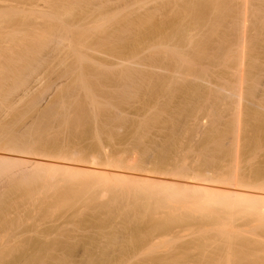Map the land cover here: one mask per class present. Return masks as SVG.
Instances as JSON below:
<instances>
[{
  "label": "bare ground",
  "instance_id": "bare-ground-1",
  "mask_svg": "<svg viewBox=\"0 0 264 264\" xmlns=\"http://www.w3.org/2000/svg\"><path fill=\"white\" fill-rule=\"evenodd\" d=\"M8 2L10 3V0ZM33 2V0H18L14 6L11 2L12 7L9 6L8 9L7 7L3 9L2 6V9H0L2 10L0 13V182L4 183L6 182L5 180H7L12 183L14 182V185L19 182L16 184L18 186L22 183L21 186L30 189L28 190L29 194L26 193L29 197L32 195L33 187L36 186L35 184H39V188L36 187V190L34 187V190L38 192L40 188L43 189L44 187V191L42 190L43 192L40 193V189V192H38L39 194H37V192L35 193L34 190L33 192L37 194V196L42 195L44 192V194L47 195V197H43V201L39 202V204L44 203L45 197L48 200V197L51 196L49 194H53L54 192L57 193L58 191L60 192H58V194L61 196H56L54 193L55 195L53 194V196H51L54 198V201H57L55 200V197H61L63 199L66 194V202L70 197H72L70 198L71 200L74 198L73 201L69 200V202L71 201L70 203L78 201L74 202V204L72 203L74 206L75 204H82V201L85 202L86 200L90 203L92 197V200H94V198L96 200L98 193L102 195L101 197H103V195L104 197L109 195V201H107L108 199H105L108 203H103V206H101L102 203L100 200L102 198L98 197L101 204H98L99 200L96 201L99 205L98 208L101 210L96 208V210L99 211H97L98 214H95L94 216L96 218L107 216L108 220L110 218V222L115 220L114 217H116V214H114L115 216L113 215V217L111 214L118 211L117 208V210L112 208L118 203H116V200L118 199H120V201H122L121 199H128L129 204H127L129 207L131 206L130 208L128 207L129 209L127 210L120 209L122 210L120 212L122 215L125 213L123 217L122 215L120 216L122 217V222L124 221L123 218L128 220L130 218V220L133 221L136 219L134 216H138L137 222L139 221L141 223V220H143L142 215L144 214V220L145 218H149L153 221L156 216L154 221H156L157 224L154 221L152 222L149 220L150 223L156 224V226L155 224L150 225L154 228L150 229V226H147L149 229L147 227L146 229L145 227H143V229L140 228L141 230H148V232L151 231L149 234L147 231H143V233L146 232L147 234V236L144 234L145 238L142 237L143 235L141 234L138 235V231V233L135 234L136 237L134 235L132 238L133 235H131V242L127 241L129 240L127 237L124 239L128 243H131L129 244L131 246H127V244L123 245L127 242L122 239H120V241H124L123 243L121 242L122 245L120 244V241H118L119 238H121L122 232L121 235H116L119 238H113L115 241H111L113 239H109L106 236L110 240H108L109 243H111L110 245H115V242L116 244L119 243L118 246L115 245L118 252L115 250L114 246H111L110 248L113 249L114 247V250L124 259L126 256H124V254L129 253V250H132V248H143L140 246L141 244L143 246L146 244L145 241L148 242L149 240H153L148 238L150 234H153V231L158 234V236L163 232V234L168 232L169 235L172 231V227H176L178 224L180 225V223L176 224V221L179 220L178 222L182 223L183 221L188 222V220H192V223L194 222L193 224H195V221L199 220V224H192V227L195 226V229H197L196 226L198 227L202 225L203 229L201 227L198 229L200 230L201 228L200 233L198 230H195L194 228L192 229L191 227L188 228L189 231L186 228V232L195 230L194 232L203 235V233L209 229V231L212 230L213 232V234H209L213 235L211 236L213 238L215 234L214 230H216L217 232H215L217 234H215V238L219 241H216L214 238L210 239V236L205 239V235L203 237L205 239L204 242L201 240L202 238L197 239L196 241V235L194 240L198 242L196 245H199L196 249L200 251L199 247L204 245H201L202 242L207 246V243L211 241V243L208 244L212 245V243L215 242L214 245H216V249L219 248V253L214 248V245H212L213 247L210 245L213 253H211L212 251H209L210 247H207V249L209 248V254H211L209 255L207 252L205 254L204 250H206V246H203V248H201L202 250L204 249L203 251H197L199 254L202 252L201 257L206 258L207 255H209V259L206 258L207 260L204 259L206 260L204 261L202 258L194 255L191 259V261L194 262L193 264H199L200 262H205V264H233L234 262V264H240V262H242V264H244V262L245 264H264V259L259 258L258 256L259 260H257L258 258L256 255L254 256H256L257 259L255 257L253 258V255L251 256L252 258H249L248 252H245L248 255L246 257V254L244 255V251L246 250L243 249V252H241L242 248L240 249V246L244 248L246 245V249L250 248L247 249V251L250 250V254H254L255 251L253 252V248H256L255 245L257 244L256 249H260V251L257 253L255 252V254H264V165L258 166V164L256 166V164H254L255 167L252 166L253 168L250 169L249 174L244 175V172L242 173V170H240L241 162H239L238 159L239 142L241 141L240 137L242 136L241 132L244 128H249L248 126L252 123L247 121L246 124L249 125H246V127L242 123L244 104L249 102L258 107L260 104L264 105V62H262L264 61V0H43V2L49 4L48 6L50 9L48 10H44L46 5L43 10L37 9L39 7L35 8L38 6L36 4L33 8ZM19 3L25 7L26 4H30L33 9H28V11L21 5L20 7L22 8H20ZM36 3L39 4L38 2ZM70 4H74L73 6L76 5L74 8L78 7L79 10L77 9L78 11H74V8L70 6ZM43 5H41V7ZM28 6L29 5H27V7ZM130 6H133V10L130 12L128 11L130 17L125 16L118 18L120 12H123L126 7L130 10ZM40 20H43L44 22L42 21L43 23L41 24ZM151 45H153V47L150 48ZM252 51L254 52V55L252 54ZM93 53H97V55L99 54L98 56L102 55V58H107V60H105L107 63L103 60L101 62L99 57H97V59L99 58L100 61L91 62L90 55ZM88 59L91 64L87 62ZM249 59L251 60L248 61ZM258 59H262L261 63L257 62ZM97 62L100 63V65L97 64ZM140 65L147 70H142L143 68L142 66L140 67ZM148 69H151L154 72L156 71V75H152L153 72L150 73ZM47 75H51L49 76V80H47V86L44 87L43 90L41 89L40 91L39 89V91H37L38 88L34 87L39 85L40 82H45L44 80L42 81V79ZM53 75L54 79L52 78ZM150 80L156 81L155 84L157 88L155 90L157 93L154 91L155 94H162V96L164 95L167 99L160 103L157 97L158 102L155 100L156 106L158 103L160 104H158L157 107H154V111L150 110V113L151 111H153V113L150 114L147 112L148 114H146L144 113L146 111H144L145 108L142 110V104L144 107L145 103L151 102L150 100L147 102V100L145 101L143 98H140L141 94L139 95L138 93L141 92L144 85H149V83H151ZM153 83L151 86H153ZM107 85H109L110 89ZM145 87L146 88L142 89V92L144 89H149L147 86ZM151 90L149 91L152 92ZM177 93H179L180 99H178L179 97ZM155 94L151 93L149 95L154 97ZM176 95L177 97H175ZM176 98L179 101L178 103L177 100H175ZM141 99L143 100L142 103ZM135 100H139L140 102L135 104ZM153 100L151 101L153 102ZM172 100H175L174 102H176V104H174ZM145 105L148 106V104ZM253 105L252 108L254 107ZM262 105L261 108H264ZM209 106H211L213 110L208 109ZM205 107L211 112L207 114L208 110L206 109V111ZM146 109L148 110L147 107ZM259 109L260 108H258V110ZM244 111H246V109ZM258 112L257 114L262 117ZM261 112L263 113V111ZM128 114H131L132 117L128 116ZM253 115L255 114L253 113ZM253 115H251V117ZM257 116L255 118L256 121L257 118L258 121L261 120V118L259 119V116ZM205 117L206 119H209V122L207 121V128L204 127L203 124ZM254 125L253 127L251 125L250 129H255L258 126L257 123V126L255 125L256 127H254ZM258 128L255 129L256 131L251 129L254 131L253 136L249 137L250 139H245L246 141H249V144L247 142L248 145H246L247 147H250L248 152L251 151L255 153L258 149L260 151L258 138H256L258 135H256ZM259 129L261 130V127ZM244 132H247L246 129ZM248 132L251 131L248 130ZM259 132L260 131H258V133ZM185 135L190 139V144L186 141L188 145L182 143V137ZM197 137L198 140L191 142V139H196ZM260 138L259 140H261ZM195 142L197 145L194 144V146L191 144ZM118 143H120L119 146L117 145ZM115 145L118 146V151L117 148L115 149V147H117ZM182 145H184V147ZM261 145L263 146V144ZM84 151H90L88 152L89 157H87L88 153H86L87 155L85 156ZM115 152H117V154L118 152H121L120 154L123 155H128V153H134V155L139 154V157H136L135 155L136 158L126 159L127 157H125L122 159V157L116 156L117 154H115ZM251 152L249 154H251ZM259 153L261 154V152ZM101 157H103L104 160L101 159ZM229 157H232L231 161L228 160ZM252 159L253 158L250 160ZM261 159L263 160L264 158ZM172 162L174 163L173 168L171 165L173 164ZM151 164L154 168H159V170H148L147 165L149 166ZM243 164L245 165L244 162ZM165 165H171L172 169L168 168L167 170H164L163 167H165ZM166 168L167 167H165V169ZM150 173H154L157 177H154L155 175H149ZM158 175L163 177H158ZM12 183L11 186L13 187L14 185H12ZM31 183L32 185L34 183L33 187L31 186ZM26 184H29L32 189L28 188L29 185L27 186ZM12 187L10 188L12 189ZM61 187H66V189H60ZM54 188H57L58 191ZM69 188L74 190L71 191ZM8 189L7 191L10 192V189ZM51 189L55 191L52 192ZM46 190L52 193H49ZM66 190H70L74 194H70L71 192L68 193ZM87 191L89 193L95 191L97 193V195L94 194L96 197L93 193H91L92 196L91 194L89 195ZM18 193L21 194L22 192ZM108 193H111L112 195ZM62 194L64 197H62ZM82 194H86V198L88 197L90 199H84L81 197L83 200L79 203V196ZM2 195L4 196L5 193ZM67 195L69 197L68 199H66ZM76 195H79L77 196V200H75ZM33 196L36 200V196L34 194ZM33 196L32 199H34ZM37 200L40 201V198H37ZM37 200L35 201L36 203ZM47 200L45 202L46 204L51 201L54 202L53 200L50 201V199L47 202ZM65 200L62 202L58 200L57 203H62L61 205L63 207H70L71 205L70 208H74L72 204L67 205L69 202L66 203ZM27 201L24 200V202ZM16 202L14 203L15 205H17ZM64 203H66V205H63ZM54 204L56 203L54 202ZM59 204L58 208L59 206L61 207ZM83 204L86 206L88 203L85 202ZM97 204L95 203L92 205L96 206ZM104 204L105 207L107 206L109 208H106L107 213L109 212V217L104 213L106 212L103 211L105 209L102 210ZM111 205L112 207L110 208ZM22 206L25 205L23 204ZM42 206L44 208V205ZM42 206L38 205V207H36V212H39L40 210L43 211V208L41 209ZM82 206L83 205H81V207ZM95 206L93 207L94 209ZM11 207L12 209L14 207L13 210L15 211V206ZM19 207L20 206H18V208ZM52 207L50 206V210ZM146 207L148 210L152 207L154 209H160L162 207L168 210L171 209V211L173 209L179 217L176 218L177 216L174 212L172 215V212L168 210H165L164 212V210L161 211L162 208L160 211L158 209L160 213H171L172 216L169 213V219L171 220L169 221L168 219L165 222V216L163 217L161 215H166L167 213H162L160 215L157 210V212L151 211L153 214L158 213L160 216L154 215L153 218V214L151 213L152 216L149 217L150 214L148 213L150 211L148 212ZM18 208L15 212L18 211L20 213ZM34 208H32L33 213H35L34 211L36 209ZM58 208L56 204L55 209L58 210ZM77 208L80 207L77 206ZM153 208L152 210H154ZM0 209V213H2V211H7V213L10 211L8 209L5 211L2 210L4 208H1V206ZM12 209L11 211L13 212ZM20 210L22 213L23 208H20ZM32 210H29L31 214ZM86 210L87 207L85 208V212H88L89 210ZM96 210H94V212L91 211L95 213ZM48 211L49 210L45 211V213L41 212V214L44 213V215L42 214L43 216H39L37 215L38 213H36V221L38 219L42 220L43 217L45 219H43L42 223H37H41L43 229L41 227L38 229L36 227L37 225L33 224L34 222L32 220L35 219L34 216H32V219L29 215L27 216L28 218L30 217L29 222L31 219L32 227H36L35 230H42V232L40 231L41 233L45 232L43 230L49 231L50 233L51 226H53V224H51L49 230H47L48 224L50 223L48 222L47 225L43 224L44 221L46 222L45 214ZM59 211H61V208ZM65 211L69 214L68 210ZM101 211L104 213L103 217H98L99 212ZM145 211H147V214ZM12 212L9 214L11 215ZM18 212L17 214H19ZM23 212L26 214V210ZM51 212L46 215L51 217ZM54 212H56V210ZM76 212H74V214ZM136 212H140L138 213L141 216L140 218ZM7 213H5L4 216H6ZM133 213H136L137 215H133ZM9 214H7L6 217H12ZM13 214L15 217L16 214ZM63 215H65V213ZM63 215L61 217L64 219ZM167 215L165 218H168ZM1 216L2 214H0V217ZM22 216L19 215L20 220ZM37 216L42 217V219H37ZM82 216L81 220L83 218ZM131 216L134 218H131ZM157 216L161 218L163 217V219L160 218L161 221L159 222ZM6 217L2 218L1 221L2 223L8 221L5 223L6 230L0 228L2 229L1 231L5 232H3L4 234L2 232L0 233V235H4L0 236V246L2 247V249H0V264H20L21 262L19 261L27 264H66L69 261L70 254L69 258H67L64 251H62L64 255H61L62 253L59 255L50 253L48 250L52 245L50 243V245L43 244L42 246L44 249H47L49 246L47 249L48 252L41 251L42 243L40 242L42 241H37L38 244L36 247L40 246L41 248L33 249L34 251H37L38 249V252L33 253L32 250L33 254H29L31 256H22L21 254L20 256L22 257H19L16 256L15 253V257L10 256L13 254V251H16L13 250L15 247L18 249L23 247L24 249L26 245H29L27 239H23L25 240L24 244L23 240L20 239L23 241L21 243V241L17 239L19 233L23 232V234H27L28 229L26 232L24 229L27 228L25 226L28 223V218L23 220L25 225L23 227L25 228L22 229L23 224L21 225L17 223L19 227L16 225L13 226V224L17 222V217H13L14 221L10 223L9 221L12 219L8 218V220ZM95 217H93V219ZM171 217H173V220ZM55 218L56 217L54 216L53 219ZM100 218L98 220H100ZM102 220L103 219L99 222L101 223ZM118 220L119 219L117 218V221ZM162 220L164 222H162ZM1 222L0 224H2ZM82 222L83 221H79L80 224L77 223V226L78 224L82 226ZM92 222L93 221H90L87 225L85 224V229L86 227L91 228V226L106 227L105 224V226L102 224L97 225L99 222H97L96 225H91L90 223ZM103 222H105L107 226L110 223L105 221V218ZM64 223L65 222H63V224ZM123 223L126 225L127 221ZM128 223L126 225L127 227ZM135 223L136 222H133L131 225L134 227L137 225ZM189 223H187V226L188 224L191 225V221ZM42 224L47 229H45ZM3 225L4 224H2V226ZM120 225H122V223ZM27 226L29 227L30 224H27ZM64 226H62L63 229ZM126 226L121 227H123V230H126ZM257 226L263 228H261V232L259 230L260 227L258 228ZM70 227L68 228L69 230ZM82 227H80V229ZM129 227L131 228V233L134 228H139V226L134 228L131 226ZM54 228L56 230L57 226L55 225ZM58 228H61V226ZM62 228L61 230L66 232ZM111 228L112 227H110V229ZM117 228L119 229V227ZM254 228L256 233L254 232ZM33 229H30L29 227V230ZM52 231L54 232V229H52L51 232ZM92 231L95 232V229ZM246 231L247 233H245ZM7 232L10 235V237L8 236L9 239H7L6 242L5 240L2 241L3 239H6L8 235ZM85 232L86 230L84 233ZM242 232L244 234H251L250 244L248 242L249 239L247 240V237H245L244 234V236L239 235L240 237L243 236V239H238V243L242 244L238 245L237 241L235 244V238L237 239V237H239L236 233L242 234ZM49 233L47 232L46 234ZM55 233L59 232L55 231ZM113 233V236L117 234L115 232ZM175 233L177 234V232ZM184 233L185 232H183V234ZM156 234H153V236H156ZM111 235L108 234L109 237ZM128 235L130 236V234ZM168 235L167 238L169 240L172 235L175 234L170 235L171 237ZM180 235H182L181 232ZM201 235L199 237H201ZM153 236L151 238H154ZM1 237H3L2 240ZM122 237L124 236L122 235ZM175 237H177V235ZM11 238H14V240L17 239V242L21 245L15 242L16 240H13L14 245L12 242L9 243ZM163 238L164 237H162V239ZM184 239H186V237ZM26 240L28 244L26 243ZM158 240H161V236ZM194 240L191 241L194 242ZM245 240L247 242H245ZM252 240L255 244L252 243ZM30 241L31 240L29 239V242ZM162 241L161 243L165 242ZM233 241L234 244H232ZM53 242H55V240ZM196 242H194L193 245H195ZM219 242L221 244L217 245L216 243ZM243 242L246 244L244 245ZM30 243H32L30 244V248L33 247V245H36L33 244L35 242L32 241ZM109 243L106 242L105 246L109 245ZM148 243L147 247L144 246L147 250H141V252L143 251L142 254L151 251V248H155L157 247L156 245H158L156 241L152 242V244L150 242L151 246H148ZM174 243L176 244V242ZM69 244L70 243L67 244V241L65 244L64 242H61L60 246H64V249L66 248L65 250H67V252L72 251V249L74 251L76 248H72V245ZM88 244L85 243V245ZM165 244L166 242L164 245ZM171 244L173 245V243ZM247 244L249 247H247ZM95 245L96 244H94L93 247H95ZM177 245L175 246L177 247ZM196 245L195 247H197ZM235 245L238 246L236 247ZM52 246L57 249L54 247V243ZM109 246L103 247L104 250L99 251L100 253L97 251L99 254L96 253L95 255L93 254L95 252L91 250V245L90 248L87 246L88 253H90V250L92 253L91 255L86 253L87 255L85 254V257H83V262L79 261V264H109L110 257L108 258V255L112 254V250ZM186 246H188V244ZM186 246L185 248L183 247V249H180V251H178L179 249H176L177 251H175L176 253L174 256L172 253L168 254V256L171 255L172 257H175L174 259H172V257L169 258L170 256H167L166 258L164 256H162L163 258L158 256V260H160L159 263L181 264L180 257H184L183 262L186 258L187 259L182 264H188L187 260L189 261L191 257L188 256L186 252L187 250L189 251V249H187L186 252L181 251L185 250ZM232 246H235L237 249H235V247L231 249ZM96 247L98 248L99 246ZM148 247L150 249H148ZM195 247L193 246V248ZM82 248L84 250V247ZM105 248L110 249H108L111 251L110 254L107 255V250ZM154 248L152 250H154ZM157 248L155 249L157 250ZM164 248L166 249V247ZM169 248L167 247V249ZM193 248L191 247L192 250ZM213 248L216 254L214 253ZM55 249L54 252L56 251ZM137 251H134L135 254ZM157 251L159 252L162 250L159 249ZM238 251H240L244 257L241 253H237V256L236 252ZM251 251L253 253H251ZM178 252H181L180 255H177L179 254ZM203 252L204 256H202ZM220 252L223 255L220 254ZM191 253H193V251H191ZM231 253L235 255L233 256ZM130 254V256L133 257L131 252ZM182 254H184L183 257ZM213 254L219 257L222 255L220 257L221 259L217 258L219 260L217 261V256H213ZM185 255L190 258L188 259ZM240 255L242 256L241 258ZM210 256L213 258L210 259ZM148 257L150 258L152 256L147 255V258ZM158 257H156V259ZM235 257L237 259H235ZM123 258H121L122 260L120 261V259L116 257L117 260L115 259V262L113 263L110 261V264H117L119 261L122 263L124 260ZM126 258L127 260L125 261L127 262L128 256H126ZM232 259H234L233 262ZM255 259L256 262H254ZM260 259L262 260L260 261ZM111 260L113 261L114 259ZM141 260L142 258L134 263L137 264L138 261H140L141 264ZM153 260H155L154 256L152 261L149 262L153 264ZM158 260H155L154 264H156ZM125 261L124 263H126ZM72 262L74 263V261ZM72 262L71 264H73ZM145 262L147 264L149 263L147 260H145ZM145 262L143 263L146 264Z\"/></svg>",
  "mask_w": 264,
  "mask_h": 264
},
{
  "label": "rangeland",
  "instance_id": "rangeland-1",
  "mask_svg": "<svg viewBox=\"0 0 264 264\" xmlns=\"http://www.w3.org/2000/svg\"><path fill=\"white\" fill-rule=\"evenodd\" d=\"M8 1H9V0H7V1H5V0H0V9H2V6H3V9H5L6 7H7V9H8V7L12 5L11 2L13 3V6H14L18 0H17V1L14 0V1H15V4H14V1H13V0H12V1L10 0V3H9ZM33 1H34V2H33V3H34L33 8L35 7V4H36V5H38V6H36L35 8L39 7V8H37V9H42V10H43V9L45 8V7H44L45 5H46V8H45L44 10H48V9H50V7L48 6L49 4L46 3L47 1H46V2H43V0H33ZM35 1L38 2L39 4H37ZM44 1H45V0H44ZM40 2H42V3H40ZM45 3H46V4H45ZM17 4H18V3H17ZM43 4H44V5H43ZM6 5H7V6H6ZM20 5L22 6V4L19 3V7H20ZM27 5H29V6L27 7ZM32 5H33V4H32ZM41 5H43V6L41 7ZM73 5H74V4H73ZM73 5L70 4V6H72V7L74 8L76 5H75V6H73ZM4 6H5V7H4ZM23 6H24V5H23ZM23 6H22V7H23ZM135 6H136V4H135ZM11 7H12V6H11ZM22 7H20V8H22ZM47 7H49V8H47ZM128 7H129V6H128ZM128 7H126V9H124L123 12H120V15L118 14V15H119L118 18L125 17V16H129V17H130V13H129V12H130L131 10H133V6H130V10H129ZM24 8H25L26 10H28V9H30V10L33 9V8H31L30 4H26V7L24 6ZM73 8H72V9H73ZM77 9L79 10L78 7L74 8L73 10H74V11H78ZM22 10H23V9H22ZM125 10H126V11H125ZM24 11H25V10H24ZM24 11H23V12H24ZM28 11H29V10H28ZM128 11H129V12H128ZM1 12H2V10H0V13H1ZM125 12H126V13H125ZM127 13H128V14H127ZM137 13H138V12H137ZM125 14H126V15H125ZM126 18H127V17H126ZM40 21H41V24L44 22L43 20H40ZM40 21H39V22H40ZM42 21H43V22H42ZM263 34H264V31H263ZM153 43H154V42H153ZM154 45H155V44H154ZM151 47H153V45H151L150 48H151ZM144 50H145V48H144ZM146 50H147V48H146ZM145 52H146V51H145ZM252 54L254 55V52H253V51H252ZM87 55H88V54H87ZM89 55H90V54H89ZM98 55H99V54H98ZM98 55H97V53H93V54H91V55H90V56H91V57H90L91 59L89 58L90 61H91V62H93V61L96 62V61H100V59H101V62H102V60H103L104 62H106L105 60H107V58L105 59V58H102V57H103L102 55H100V56H98ZM253 55H252V56H253ZM94 57H95V58H94ZM97 57H99L100 59H99V58L97 59ZM261 58H263V57H261ZM89 59L87 60V62H89ZM93 59H94V60H93ZM250 60H251V59H249L248 61H250ZM256 60H257V59H256ZM259 60H260V59H258L257 62H258V63H261V60H262V59H261L260 61H259ZM91 62H89V63L91 64ZM104 62H103V63H104ZM262 62H264V61H262ZM103 63H102V64H103ZM106 63H107V62H106ZM92 64H94V63H92ZM97 64L100 65V63H98V62H97ZM102 64H101V65H102ZM104 64H105V63H104ZM262 64H263V63H262ZM141 66H142V65H140V67H141ZM101 67H102V66H101ZM145 67H146V66H145ZM102 68H103V67H102ZM142 68H143L142 70H145V71L147 70V69H144L143 66H142ZM147 68H148V67H147ZM148 71H150V73H152V72L155 73V72H156V71H155V72L152 71L151 69H150V70L148 69ZM153 73H152V75H156V73H155V74H153ZM49 76H51V75H47V76H45V77L42 79V81H43V80L45 81V82H42L43 84H42L41 82L39 83V85H40V84H42V85H40V86L37 85V86H35L34 88H38V90L36 89L37 91H39V89H40V91H41V89L43 90L44 87L47 86V82H48L47 80H49ZM46 77H48V78H46ZM50 78H51V77H50ZM52 78L54 79V75L52 76ZM45 79H46V80H45ZM50 80H52V79H50ZM151 80H152V79H151ZM151 80H150V81H151ZM154 80H155V78H154ZM154 80H153V81H154ZM153 81H151V83H149V85H144V87H142V89H143V88H146L145 86H147L149 89H144L143 92H142V89H141V92L138 93L139 95L141 94V95H140V98H143V100H145V101L147 100V102H149L148 100H150V102H151V103H145V101H144L145 104H148V106H146V105L144 104V107H143V104H142V110L145 108L144 111H145V110H146V111H145V112L143 111V112L146 113V114H148L147 112L150 113V110H153V111H154V107L156 106V102H158V100H159L160 103H161V102L166 101L165 99H167V97L165 98V96H164V95L162 96V94H160V95H159V94H155V92H156L155 89H156L157 87H156V84H155L156 81H154V83H153ZM49 82H50V81H49ZM45 83H46V84H45ZM152 83H153V86H151ZM154 84H155V85H154ZM44 85H45V86H44ZM107 86H108V88H109V85H107ZM40 87H41V88H40ZM110 87L113 88L112 86H110ZM151 88H152V90H151ZM109 89H110V88H109ZM36 90H35V91H36ZM149 90H151L152 92H150ZM50 91H51V90H50ZM154 91H155V92H154ZM149 92H150V93H149ZM153 92H154V93H153ZM53 93H54V92H53ZM151 93H152V94H155V96H154V97H151L152 95H149V94H151ZM156 93H157V92H156ZM180 93H181V92H180ZM175 94H176V93H175ZM175 94H174V95H175ZM177 94H178V97H179L178 99H180L179 93H177ZM51 95H53V94H51ZM139 95H138V96H139ZM148 95H149V96H148ZM159 96H160V97H159ZM247 96H248V95H247ZM144 97H145V98H144ZM157 97H158V100H157ZM175 97H177V95H176ZM161 98H162V99H161ZM153 99H154V100H153ZM160 99H161V100H160ZM248 99H249V98H248ZM143 100L141 99V103L143 102ZM151 100H153V102H152ZM155 100H156V102H155ZM175 100H177V98H176ZM175 100H174V101H175ZM249 100H251V99H249ZM174 101L172 100V102H174ZM247 101H248V100H247ZM137 102H140V101H139V100H137V101L135 100L134 103L137 104ZM178 102H179V101L177 100V103H178ZM263 102H264V100H263ZM153 103H154V104H153ZM160 103H158V104H160ZM158 104H157V106H158ZM174 104H176V102H174ZM245 104H246V105H245ZM245 104H244L243 111H242V114H243V115H242V123L245 125V127H246V125H247V124H246L247 121L252 122V123H250V126L252 125V127H253L254 123H255V125H256V123H257V125H258L259 123H261V124H259L258 126L256 125L257 127L254 125V127H256V128H258L259 126L261 127V130L259 129V128H260V127H259L258 130H257V133H256V135L258 134L256 138H258V142H259V145H260V146H259L260 151H259V149H258V150H257L258 152H257V151L255 152V153H257V154H255L254 152H251V151H250L251 154H249L250 152H248V151H249L250 147H247V146H246V145L249 144V141H248V140H247V141L245 140V139H248L249 137H252V136H253V132H254L253 130H255L256 128H255V129H254V128H251V129H253V130H251V129H250V126H248V125H249V124H248L247 126H248L249 128L246 127V128H244V129L242 130V132H241V135H242V136L240 137L241 141L239 142L240 145H239V148H238V149H239V150H238V152H239V153H238V154H239L238 159H239V162H241L240 170H242V173L244 172V173H243L244 175H245V174L248 175L250 169H252L253 167H255L254 164H256V166H257L258 164H259L258 166H263V165H264V159H263V160L261 159V158H264V157H263V156H264V154H263V153H264V149H262V148H264V147H263V146H264V142H263V140H264V131H263V130H264V115H263V114H264V108H263V107H262L263 109L261 108V105H262V104H260V106L258 107V106L253 105V104L251 103V104L254 106L253 108H252V105H251L249 102H247V103H245ZM149 105H150V106H149ZM153 105H154V106H153ZM157 106H156V107H157ZM255 106H256V107H255ZM262 106H264V105H262ZM146 107L148 108V110L146 109ZM210 107H211V106H209L208 109H210V110L212 109V110H213V108H212V107L210 108ZM245 107H246V108H245ZM247 107H248V108H247ZM151 108H152V109H151ZM168 108H169V107H168ZM256 108H257V109H256ZM258 108H260L261 111H263V113L260 111V109L258 110ZM206 109H207V108L205 107V110H206ZM208 109H207V110H208ZM245 109H246V111H248V112L244 111ZM251 109H253V110H251ZM255 109H256V110H255ZM207 110H206V111H207ZM153 111H151V113H153ZM253 111H254V112H253ZM256 111H257V112L259 111L258 113H260V114L262 115V117L259 116V115L257 114ZM209 112H211V111L208 110V111H207V114H208ZM212 112H213V111H212ZM251 112H253L255 115H253V113H251ZM255 112H256V113H255ZM151 113H150V114H151ZM250 114L253 115V116L251 117ZM126 115H127V114H126ZM246 115H247V116H246ZM257 115L259 116V119L261 118V120H259L260 122L258 121V118H257V121H258V122H257L256 119H255ZM128 116H131V117H132L131 114H128ZM245 116H246V117H245ZM254 116H255V117H254ZM258 116H257V117H258ZM244 117H245V118H244ZM204 119H205V121H204L203 124H204V127L207 128V125H208V124H207V121L209 122V119H206V117H205ZM250 120H251V121H250ZM252 120H254V121H252ZM261 121H262V122H261ZM244 122H245V123H244ZM244 125H243V126H244ZM245 129H246L247 132H244ZM248 130L251 131V132H248ZM255 131H256V130H255ZM258 131H260V132L258 133ZM243 132H244V133H243ZM246 133H248V134H246ZM251 134H252V135H251ZM186 135H187V134H186ZM186 135L182 137V141H183L182 143L187 144V142H189L188 144H190V139L187 138L188 135H187V136H186ZM259 135H260V136H259ZM245 136H247V137H245ZM184 137H185V138H184ZM260 137H261V138H260ZM183 138H184V139H183ZM259 138H260L261 140H259ZM185 139H186V140H185ZM240 139H239V140H240ZM249 139H250V138H249ZM262 139H263V140H262ZM184 140H185V141H184ZM196 140H198V137H197L196 139H191V142H192V141L194 142V141H196ZM186 141H187V142H186ZM260 141H261V142H260ZM90 142H91V141H90ZM247 142H248V144H247ZM185 144H184V145H185ZM188 144H187V145H188ZM191 144H193V145H194V144L197 145L196 142H195V143H191ZM261 144H263V146H262ZM117 145L119 146L120 143H118ZM117 145H115V146H117ZM184 145H182V146L184 147ZM195 145H194V146H195ZM118 146L115 147V149L117 148V151H118ZM121 146H122V145H121ZM185 146H186V145H185ZM245 146H246V147H245ZM241 147H242V148H241ZM119 149H120V148H119ZM261 150H262V151H261ZM88 152H90V151H88ZM88 152H85V151H84L85 156L87 155L86 153H88ZM127 152H129V151H127ZM127 152H126V154H127ZM130 152H131V151H130ZM241 152H243V153H241ZM247 152H248V153H247ZM259 152H261V154H260ZM262 152H263V153H262ZM84 153H83V156H84ZM120 153H121V152H118V154H117V152H115V154H117L116 156H120V157H122V159L125 158V157H127L126 159L139 157V154H135V155H136V157H135L134 153H131V154L128 153V155H125V154H124L125 156H124L123 154H120ZM103 154H104V152H103ZM129 154H130V155H129ZM241 154H242V155H241ZM243 154H244V155H243ZM246 154H247V155H246ZM259 154H260V155H259ZM137 155H138V156H137ZM240 155H241V157H240ZM245 155H246V156H245ZM249 155H250V156H249ZM256 155H257V156H256ZM102 156H103V155H102ZM247 156H248V157H247ZM87 157H89V153H88ZM259 157H260V158H259ZM248 158H249V159H248ZM251 158H253V159L250 160ZM256 158H257V159H256ZM101 159H103V157H101ZM126 159H124V160H126ZM231 159H232V157H229L228 160L231 161ZM255 159H256L257 161H256ZM103 160H104V159H103ZM248 160H250V161H248ZM169 162H170V161H169ZM243 162L245 163V165L243 164ZM248 162H249V164H248ZM254 162H255V163H254ZM256 162H258V163H256ZM172 163H173V162H172ZM149 164H150V163H149ZM250 164H251V165H250ZM168 165H169V164H168ZM171 165H172V168H173V167H174V163L171 164ZM171 165H170V166L165 165V167H167V168L165 169V167H163V169H164V170H167L168 168H169V169H172V168H171ZM239 165H240V163H239ZM242 165H243V166H242ZM247 165H248V166H247ZM246 166H247V167H246ZM250 166H251V168H250ZM252 166H253V167H252ZM147 167H148V170H151V171H152V170L155 171L156 169L159 170V168H154V166H152V164L149 165V166L147 165ZM151 167H152V168H151ZM247 168H248V169H247ZM160 170H161V169H160ZM243 170H244V171H243ZM247 170H248V171H247ZM246 171H247V173H246ZM149 175L154 176L155 174H154V173H153V174L150 173ZM154 177H157V175H155ZM158 177H163V176L158 175ZM5 181H6V182L3 181V182L5 183V185H4V183L0 182V183L3 185V186H2V185L0 184V185L2 186V187L0 186V196H1V197H0V201H1V202H0V206H1V208H2V207L4 208V209H2V210L5 211V210H7L8 208H10L11 206H15V211H16V209L18 208V206H20L18 209H19V211H20V213H21L20 208H21V209L23 208L22 213H21L23 216H22L18 211H17V212H18L19 214H17V212H15V211L13 210L14 207H13V209H12V207H11L10 209H8V210H10L8 213H7V211H6V212H3V211H2V213H0V214H2V216H4L5 213L9 214L10 212H12L11 209L13 210V212L11 213V215L9 214V215L12 216V217H6L7 214H6V216H4V217H6L7 219H8V218H11V219H12V220L9 221V223L14 221V219H13L14 214H13V213H15V214H16L15 217H17V219H16L17 222H15L14 224L12 223L13 226L16 225V226L19 227L18 224H21V225L23 224V225H22V227H23V226H25L23 220L26 219V218H28L27 216L29 215V216L31 217V219H32V216L35 217V219H34V217H33L34 220H32V221L34 222L33 224L37 225L36 227L39 229V227H41V223H42V221H43V219H44V217H43V219H42V217H39V216H43L44 213H45V211L49 210L46 214L48 215V213L52 211V212L50 213V214H51V217H48V216L45 214L46 222H45V221L43 222L44 225H47L48 222L50 223V224H48V227L46 226L48 229L45 228V226H44L43 224H42V225H43V227H44L45 229L49 230L50 225L53 224V226H51L50 233H49V231H46V230H43V231H45V232H44V233H41L42 230H40V231H41V232H40V231L37 229V230L39 231V232H38L37 230H35L36 227H32L33 225H31V224H32V223H31V219H30V222H29V218H30V217H29L28 220H27L28 223H27L26 221H25V222H26L27 224H30V226H29L30 229H33V228H34V229H33V230H29V227H28L27 224H26L25 227H27V228L24 229L25 227H23L22 229H24L25 232H26V230L28 229L29 232H28V230H27V234H26V233L23 234V232H22V233H19V234H18V238H17V239H19V240H20V239H21V240H23V239H27L29 245H28V246L26 245L27 247L25 246L24 249H23V247H22V248L20 247L21 249H20V248L18 249V248L15 247L16 249L14 248L13 250H16V251H13V250H12V251H13V252H12L13 254L10 255V256H14V253H15L16 256H19V257H22L23 255L26 256V255H29V254H33V253H35V252L37 253V252H38V249H37V251H34L36 248H39V247H40V246L36 247L37 244H38L37 241H42V242H40V243H42L41 247L43 246V244H48V245L52 244V245H53V243H54V247H56L57 249L53 248L52 245H51V248L48 246L49 249H48V247H47V249L49 250L50 253L58 254V255L61 254V253H62L61 255L66 254V257H67V258H69V254H70L69 261H68L66 264H71L72 261H74V263L72 262L73 264H76V263L79 264V263H80L79 261L83 262V260H84L83 257H85V254H86V253H87L88 255H91V253H92L91 250H93V251L95 252V253H93L94 255H95L96 253L99 254V253H100L99 251L104 250L103 247H107V246H109V245L111 244V243H109V241H110L109 239H111V238L113 239V238H115V237L119 238V237L116 236V235H118V234L121 235V232H122V235H123L124 237H122V235H121V238H119L118 241H120V239L124 240V239H126V237H127V239H129V240H127V241L131 242V241H130V237H131V235H133V236H132V238H133L134 235H135L136 233H138V231H139L138 235L141 234V235H143L142 237H144V234H146V232L143 233V231H147V232H148V230H145L146 227H147V226L149 227L151 224H153V223H150L149 220H151V219H149V218H145V220H144V215H145V214L143 213L144 215H142V214H141V215L143 216V220H144V221L141 220V223H140L139 221L137 222V218H138V216H134V217L136 218V219H134V220H136V221H134V220L132 221V220H130V218H129L130 221H129L128 219H126V218H123V220H124L123 222H126V221H127V223L129 222V223H128V227H127V226H126L127 223H126V225H125V224L122 222V217L125 215V213H123L124 215H122V213H120L122 210H120V209L122 208L123 210H125V209L127 210V209H129V208L131 207V206L129 207V205H128V204H129V200H128V199H127V200L124 199L126 202H125L123 199H121L122 201H120V199H118V200H116V203H117V202H118V203H117V204L115 203L116 205H115V206L113 205L114 207H112V205L110 206V208L112 207V208H114L115 210L118 209V211H119V212L117 211L116 213H113V214H111V212H110V214L112 215V217H113L114 214H116V217H114L115 220L112 221L113 223L110 222V221H111L110 218H109V220H108V218H107L106 215H104V216H106V217H103V214H104V213L107 214L108 217H109V212L107 213V211H106V208H107V209H109V208H108L107 206L105 207V204H104V208H102V207H101V208H102V210L105 209V210H103V211H106V212H104V213H102L103 211L99 212L98 217H99V216H102L103 218H100V217H99L100 220H101V219L104 220V218H105V221L110 222V223H109L108 226H107V224H106L105 222H103V220H102L101 223H100V222H99L100 220H98L99 218H96V217L94 216L95 214H98L97 211L101 210L100 208H98V207H99L98 204H101V203H102L101 206H103V203H105V202L108 203V202H107V201H109V199H108V198H109V195H108V194L112 195L111 193L106 194V195H108V196H105V197H107V198H105L104 195H103V197H104V200H103V197H101L102 195H100L99 193H98V196L96 197V196L94 195V194L97 195V193H96L95 191H94L95 193H94V192H90V193H89V192L87 191L89 195H90L91 193H93V195L96 197V200H97V201L99 200L98 197H101V198H102V199H100V200H101V203H100V200H99V201H98L99 203L97 204V201L95 200V198H94V200H92L93 197H92V199H90V198L87 197L88 199H90V203H92V202H93L92 204H95V203H96L98 206H97V205H96V206H95V205H92V204L89 203V201L87 202V200H86V201L84 200L86 203H88V204H86V206H85V205L83 204V203H85V202L82 201V200H83L82 198L85 199V198H86V196H85L86 194H85V195L82 194L81 196L76 195V196H75V197H76L75 200H77V198H78L77 196H79V203H80V201H82V204H81V203H80L79 205H76V204H75V206H74V205H73L74 202H78V201H74V202H72L73 204L70 203L71 201L74 200V198H73V200H71L70 198H72V197H70V198L68 197V195H69L68 193H70L72 190H74V189L71 190L70 188H69V189H70L71 191H70V190H66V191L68 192V193L66 192V193L68 194L66 199L69 198V200H71L70 202H69V200L66 202V200H65L66 194H65V197H64L63 194H62V197H64L63 199H62L61 197H55V196H54V197H55V200H57V201L59 200V201H61V202H62L63 200H65L66 203L69 202L67 205L72 204V206H74V208H73V207L70 208L71 205H70V207H69V206H65V207H63V206L61 205L62 203H60V204H59V202L57 203V201H54V198L51 197V196H53V194L55 193L54 191H55L57 188H56V189L54 188V189H55L54 191H53V189H51V191L54 192L53 194H49V193H52V192H49V191L46 190L47 192H49L48 194L51 195L50 197H48V198L50 199V201L53 200V201L57 204V208H58V204L61 205V207L59 206V208H58V210H57V209H55L56 204H54V202H52V201H51V202H48L49 199L47 200V198H46L47 195L44 194L45 192L42 194L43 196H42V195H40V196L38 195V196H37V194H39L38 192H40V189H41V192H40V193H42V192L44 191V190H43L44 187H43V189L40 188V189L38 190V192L36 191L37 188H39V187H38L39 184H38V185L35 184L36 186H34V183H33V185H32V183H31V186H32V187H33V186H34L35 188L37 187L36 190H34V187H33V190L35 191V193L37 192V194H35V193L33 192V190H32V195L30 194L31 196L29 197V195L27 196V194H29V191H28V190H30V189H27L26 187L21 186L22 183H20V184H19L20 186H18V185H16V184H18L19 182H17V183L14 185V182L12 183V182L7 181V180H5ZM9 182H10V183H9ZM11 183H12V185H14L13 187L11 186ZM6 184H7V185H6ZM23 184H25V183H23ZM9 185H10V187H12V189L9 187ZM26 185L28 186L29 184H26ZM26 185H25V186H26ZM5 186H6L7 188H6ZM31 186L29 185L28 188H31V189H32ZM4 187H5V188H4ZM14 187H16V188H14ZM21 187H22V188H21ZM41 187H42V186H41ZM8 188H9L10 190H9ZM19 188H20V189H19ZM23 188H25V189H23ZM58 188H59V187H58ZM7 189H8L10 192H8ZM15 189H16V190H15ZM17 189H18V191H17ZM48 189H49V188H48ZM60 189L65 190L66 187H64V188L61 187ZM5 190H6V191H5ZM19 190H21V191H19ZM24 190H25V191H24ZM42 190H43V191H42ZM49 190H50V189H49ZM11 191H12L13 193H12ZM57 191H58V189H57ZM57 191H56V192H57ZM61 191H62V190H61ZM15 192H16V193H15ZM18 192H20V193L22 192V193L19 194ZM23 192L25 193L26 196L24 195ZM58 192H59V191H58ZM58 192L55 193L56 196H57V195H60V194H58ZM63 192H64V191H63ZM63 192H62V193H63ZM75 192H76V191H75ZM87 192H86V193H87ZM98 192H99V191H98ZM4 193H5V195L3 196L2 194H4ZM26 193H27V194H26ZM59 193H60V192H59ZM64 193H65V192H64ZM77 193H78V192H77ZM33 194L36 196V200H37V198H40V201L37 200V203H36V202H35L36 200H35ZM46 194H47V193H46ZM55 194H54V195H55ZM70 194H74V193L71 192ZM75 194H76V193H75ZM88 194H87V195H88ZM6 195H7V199H6ZM8 195H9V196H8ZM20 195H22V196H20ZM89 195H88V196H89ZM11 196H13V197H11ZM19 196H20L21 198H20ZM23 196H24V199H23ZM32 196H33L34 199H32ZM44 196H46L45 198H46V200H47L48 203H47V204L45 203L46 200H45V198H44V203H45V204H44V203H43V204H42V203L39 204V202L43 201L42 199H43ZM60 196H61V195H60ZM69 196H71V195H69ZM84 196H85V197H84ZM91 196H92V194H91ZM91 196H89V197H91ZM17 197H18V199H17ZM25 197H26V198H25ZM28 197H29L30 199H29ZM73 197H74V195H73ZM81 197H82V198H81ZM110 197H112V196H110ZM8 198H10V199H8ZM51 198H53V199H51ZM57 198H58V199H57ZM59 198H60V199H59ZM80 198H81V199H80ZM87 198H86V199H87ZM113 198H114V196H113ZM16 199H17V202H16ZM61 199H62V200H61ZM105 199H106V200L108 199V200L106 201ZM111 199H112V198H111ZM3 200H4L5 202H4ZM9 200H10V201H9ZM11 200H12L13 202H12ZM24 200H25V201L28 200V201H27V202H24ZM32 200H33V201H32ZM34 200H35V201H34ZM29 201H30L31 204L29 203ZM31 201L33 202V204H34V202H35V204L33 205ZM123 201H124V202H123ZM6 202H7V203H6ZM15 202H16L17 205H18V204H19V205H18V206L15 205V204H14ZM18 202H19V203H18ZM1 203H2L3 205H2ZM21 203H22V204H21ZM28 203H29V204H28ZM66 203H64L63 205H66ZM123 203H124V204H123ZM127 203H128V204H127ZM7 204H8V206H7ZM9 204H10L11 206H10ZM23 204H24L25 206H22ZM27 204H28V205H27ZM38 205H41V206L44 205V208H43V206L41 207V209L43 208V211L40 210L39 212H36V210H37L36 207H38ZM47 205H48V206H47ZM49 205H50L51 207L53 206V207L51 208V210H50V206H49ZM81 205H83V206L81 207ZM120 205H121V206H120ZM5 206H6V209H5ZM9 206H10V207H9ZM21 206H22V207H21ZM29 206H30V208H29ZM34 206H35L36 209L34 208ZM77 206L80 207V208H77ZM94 206H95V209L93 208ZM126 206H127V207H126ZM16 207H17V208H16ZM47 207H48V209H47ZM62 207H63V210L67 207L65 210H68V211H69V214H68V212L66 213L65 210L63 211V210H62ZM84 207H85V208L87 207V210L89 209L88 212H85V208H84ZM119 207H120V208H119ZM128 207H129V208H128ZM136 207H137V206H136ZM136 207H135V208H136ZM26 208H27V209H26ZM32 208L35 209V211H34L35 213H33ZM39 208H40V207H39ZM60 208H61V211H59ZM75 208H76V209H75ZM96 208L99 209V210H96ZM116 208H117V209H116ZM137 208H138V207H137ZM149 208H150V207H149ZM152 208H153V207H152ZM152 208H150L151 210H150V209L148 210L147 207H146V210H147L148 212L150 211V212L148 213V214H150L149 217L152 216V214H153L152 212H157L158 209H159V208H158V209H154V208H153L154 210H152ZM161 208H162V207H161ZM161 208L159 209V211L161 210ZM175 208H176V207H175ZM30 209L32 210L31 212H32L33 215L30 213V211H29ZM44 209H47V210H44ZM54 209L56 210V212H54V211H55ZM69 209H70V210H69ZM74 209H75V210H74ZM132 209H133V208H132ZM142 209H143V208H142ZM24 210H26L25 213H26L27 215L24 214V212H23ZM71 210H72V212H71ZM80 210H81V211H80ZM87 210H86V211H87ZM91 210H92L93 212H94V210H96L97 213H96V212L93 213ZM133 210H134V209H133ZM156 210H157V211H156ZM163 210H164V212H165V210H168V209H164V208H162L161 211H163ZM57 211H58V212H57ZM76 211H77V212H76ZM112 211H114V210H112ZM141 211H142V210H141ZM147 211H145V213H146ZM151 211H152V212H151ZM159 211H158V212H159ZM168 211L172 212V215H173L174 213H175V215H176V212L173 211V209H172V211H171V209H169ZM0 212H1V209H0ZM27 212H29L30 214L27 213ZM41 212H44V213H42L43 215L41 214ZM53 212H54V213H53ZM62 212H63V213H62ZM74 212H76V213L74 214ZM79 212H80V213H79ZM83 212H84V213H83ZM131 212H132V211H131ZM142 212H143V211H142ZM164 212H161V213L159 212V214L161 215V214L164 213ZM170 212H169V213H170ZM173 212H174V213H173ZM36 213H38L37 215H39V216H37V219H38V218H41L42 220H39V219H38V220L36 221ZM39 213H40L41 215H40ZM52 213H53V214H52ZM57 213H58L59 215H58ZM61 213H62V214H61ZM64 213H65V215H63ZM72 213H73V215H72ZM85 213H86L87 215H86ZM136 213H137V212H136ZM136 213H133V215H135ZM138 213H140V212H138ZM138 213H137V214H138ZM151 213H152V214H151ZM166 213H167V212H166ZM166 213H164V214H166ZM169 213H167L168 215L166 214V215L168 216V218H165L166 215H163V214L161 215V216H163V217L165 216V217H164L165 222L169 219V217H170V215H171V213H170V215H169ZM50 214H49V216H50ZM55 214H56V215H55ZM76 214H77V215H76ZM82 214H83V216H82ZM90 214H91L92 216H91ZM117 214H118V216H117ZM137 214H136V215H137ZM146 214H147V213H146ZM9 215H8V216H9ZM17 215H18V216H17ZM19 215L22 216V217H21V220H20ZM52 215H53V218H54V216H55L56 218L53 219V218H52ZM57 215H58V218H57ZM62 215H63L64 219L61 217ZM74 215H75V216H74ZM88 215H89V216H88ZM111 215H110V217H111ZM121 215H122V217H120ZM138 215H139V214H138ZM154 215H158V213L153 214V216H152L153 218H154ZM160 215H158V216H160ZM172 215H171V216H172ZM175 215H174V216H175ZM2 216L0 217V218H1L0 222L2 221V218H4V217H2ZM25 216H26V217H25ZM66 216H67V217H66ZM72 216H73V217H72ZM81 216H82L84 219L82 218V220H81ZM84 216H85V217H84ZM114 216H115V215H114ZM146 216H148V215H146ZM146 216H145V217H146ZM158 216H157V219H159V222H160L161 219H163V217L161 218V217H158ZM176 216H177V215H176ZM15 217H14V218H15ZM23 217H25V218H23ZM47 217L50 218V219H48ZM76 217H77V219H76ZM78 217H79V218H78ZM93 217H95V218L93 219ZM119 217H120V218H119ZM134 217L131 216V218H134ZM140 217H141V216L139 215V218H140ZM178 217H179V216H177L176 218H178ZM6 218H5V219H6ZM18 218H19V219H18ZM65 218H66V219H65ZM88 218H89V219H88ZM117 218L120 220V222H119V220L117 221ZM153 218H152V219H153ZM160 218H161V219H160ZM171 218H172V220H173V217H171ZM176 218H175V221H176ZM47 219H48V220H47ZM51 219H53V220H52L53 222L50 221ZM58 219H59V220H58ZM69 219H70V220H69ZM106 219H107V220H106ZM112 219H113V218H112ZM125 219H126V221H125ZM146 219H147V220H146ZM155 219H156V216H155V218L153 219V221H154ZM8 220H9V219H8ZM18 220L22 221L23 223L20 222V221H18ZM44 220H45V219H44ZM55 220H56V221H55ZM62 220H63V221H62ZM74 220H75V223H74ZM77 220H78V221H77ZM97 220H98V221H97ZM138 220H139V219H138ZM170 220H171V219H169V221H170ZM177 220H178V219H177ZM4 221H5V220H4ZM54 221H55V222H54ZM57 221H60V222H57ZM67 221H68V222H67ZM79 221H80V222L83 221V222H82V226H84L85 224L87 225L90 221H93L92 223H94V222L96 221L94 224H92V223H90V224H91V225H96V223L99 222V224L97 223V225H100V224L104 225V224H105L106 227L101 226V227H102V228H101L100 226H97V227H98V228H97L96 226H91V228H92V229H91V228L89 227V225H90V224H89V225H88L89 228L86 227V229H85V226L82 227V226L79 225V224H80ZM86 221H87V223H86ZM88 221H89V222H88ZM131 221H132V223H131ZM145 221L148 223V225H147V223H146ZM151 221H152V220H151ZM153 221H152V222H153ZM178 221H179V220H178ZM178 221H176V224H177V223H180L181 226L178 224V225H179V226L177 225L178 227H177L176 225H175L176 227H172V231H171V230H170L171 232L169 231V232H170L169 235H168V232H165V234H163V233H164V232H163V233H162L163 236H162V234H160V236H161V240H160V241L158 240V238L160 239V236H158V234L154 233L153 230H152V231H153V234H156V236H155V235L153 236V234H150V236L148 237V238L153 239L154 241H156V243H158V245H156L158 248H157V247H155V248H157V250L160 249V250H162V251H159V252H158V251L153 247L154 250H152L153 248H151V251L153 252V254H152L151 251L144 252V253L142 254L143 251L141 252V250H144V251L147 250V248L145 249V247H147V243L149 242V243H148V246H149V245L151 246L152 242H154L153 240H149V241H148V239H147L148 242L145 241V243H146L145 245H143V246H142V244L140 245V246L143 247V248H140V249H137V248H136V249L138 250V251H137L136 249H134V248L131 247L132 250H129V253H127V254L125 253V254H124V256H125V255L128 256V261L126 262V261H125V260H127L126 256H125V259H124L122 256H119L120 254L117 253L118 250H117V248H116L115 245L118 246L119 243L116 244V242H115V245H110L109 248H110L111 246H114V247H115V250H116L117 252L114 250V247H113V249L110 248V249L112 250V252L109 251V250H110L109 248H107V249L105 248V249L107 250V255L110 254V252L112 253V254L108 255V258L110 257L109 259H110V261H111L112 263L115 262L116 257L119 258L120 261L122 260L121 258H123L124 260H123L122 263H121L120 261H119V262L117 261L119 264H120V263L123 264L124 261L126 262V263H124V264H136V263H134V262H136V261H137L138 259H140V258H142L143 262H145V260H147V262H149V261H152L153 256H154L155 260H158L159 257H160V258H163L162 256H164V257L166 258V257L168 256L169 253H172V255L174 256L175 253H176L175 251H177L178 249H179L178 251H180V249H183V247L185 248V246L188 244L189 247L186 246V249H185V250H181V251H183V252H186V250L189 249V251L187 250L188 253L186 252V254H188V256H190L191 258L188 257L187 255H185L186 257H188V259L190 258L189 261L187 260V263H188V264H189V263H190V264H193V263H194V262L191 261L192 256H194V255H195V256L197 255L198 257L202 258V260H204V259H206V258L209 259V258H208L209 255H210L211 253H213L211 247H213L212 245H214L215 242L212 243V245L210 244L211 247H210V245H209L208 243H211L210 239H213V238L216 239V241H219V240H217V238H215V234H217V233H216L217 231L214 230V233H215V234H214V237L212 238L211 236H213V235H209V234H213V232H212L211 229H210L211 231H209V229H207L208 231H206L205 233L202 232L203 235H201V234H198L197 232H194L195 230H198L199 227H201V228L203 227L201 224H200L201 226H198V227L196 226L197 229H195V226L192 227V224L194 223V222L192 223V220H188V222L183 221L184 223H183V222L181 223V222H178ZM180 221H182V220H180ZM190 221H191V225H189V224H190V223H189ZM7 222H8V221H7ZM7 222L5 221V223H7ZM19 222H20V223H19ZM38 222H41V223L37 224ZM51 222H52V223H51ZM61 222H62V223H61ZM63 222H65V223H64L65 226H64ZM117 222H118V223H117ZM133 222H136L135 224H137V225H135L134 227L139 226V228H138V227H137V229L134 228V227L131 225V224H133ZM154 222L156 223V221H154ZM159 222H158V223H159ZM162 222H164V221L162 220ZM1 223H2V222H1ZM5 223H2V224H4L3 226H2V224H0V226H1L0 228H2L3 230L6 228ZM17 223H18V224H17ZM71 223H72V224H71ZM73 223H74V225H73ZM77 223H79L78 226H77ZM114 223H115V224H114ZM116 223L119 224V225H117ZM121 223H122V225H120ZM155 223H154V224H155ZM187 223H189L188 226H187ZM54 224L57 226V229H56V230H55V228H54V226H55ZM70 224H71L72 226H71ZM154 224H153V225H154ZM156 224H157V223H156ZM156 224H155V226H156ZM182 224H183V225H182ZM185 224H186V225H185ZM195 224L198 225V224H199V220L195 221ZM195 224H193V225H195ZM21 225H20V229H21ZM38 225H39V226H38ZM58 225L61 226V228H62V226H64V229H63V228H62V229H63L64 231H66V232H63V231L61 230V228H58V227H59ZM69 225H70L71 227H70ZM105 225H104V226H105ZM112 225H113V226H112ZM184 225H185V226H184ZM4 226H5V227H4ZM66 226H67V227H66ZM74 226H75V227H74ZM114 226H115V227H114ZM121 226H126L128 230H127L126 228H124V229H126L127 231H126V230H123V227H121ZM129 226H131V227L134 228V229L132 228V229H133L132 233H131V228H130ZM262 226H263V225H262ZM31 227H32V228H31ZM69 227H70V230L68 229ZM78 227H79V229H80V227L83 228V229L81 228V229H82V232H81V229H80V230L78 229ZM110 227H112V228H111L112 231H111ZM117 227H119V229H118ZM143 227H145V229H144V230H141V229H143ZM148 227H147V228H148ZM150 227H151V226H150ZM189 227H191L192 229L194 228L195 230H193V231L190 230V232H186L187 229H188ZM257 227H258V228L260 227L259 230H260V232H261V231H262V230H261L262 227H261V226H257ZM41 228H42V227H41ZM73 228L76 229V230H74ZM99 228H100V230H99ZM106 228H107V229H106ZM120 228H121V229H120ZM140 228H141V229H140ZM152 228H154V227H151L150 229H152ZM176 228H177V229H176ZM178 228H179V229H178ZM180 228H181L182 230H181ZM186 228H187V229H186ZM201 228H200V230H198L199 233L201 232ZM258 228H257V229H258ZM2 229H0V233H1V232H2V233L4 232V231H1ZM42 229H43V228H42ZM52 229H54V232H53V231L51 232ZM66 229L69 231V233H68V231H67ZM84 229L86 230L85 233H84V231H85ZM90 229H91V230H90ZM93 229H95V232H96V233H95L94 231H92ZM101 229H102V231H101ZM104 229H105V230H104ZM139 229H140L141 231H140ZM148 229H149V228H148ZM175 229H176V230H175ZM184 229H186V230H184ZM202 229H203V228H202ZM257 229H256V230H257ZM262 229H263V228H262ZM5 230H6V229H5ZM24 230H23V231H24ZM34 230H35V231H34ZM59 230H60V231H59ZM77 230H78V231H77ZM106 230H107V231H106ZM116 230H117V231H116ZM120 230H121V231H120ZM178 230H179V231H178ZM205 230H206V229H205ZM250 230L253 231L252 229H250ZM259 230H258V232H259ZM263 230H264V229H263ZM55 231L59 232L60 234H59V233H55ZM87 231H88V232H87ZM91 231H92V232H91ZM98 231H99V232H98ZM103 231H104V232H103ZM123 231H124V232H123ZM134 231H135V232H134ZM188 231H189V229H188ZM203 231H204V230H203ZM215 231H216V232H215ZM36 232H37V233H36ZM47 232H48L49 234H46ZM102 232H103V233H102ZM105 232H106V233H105ZM113 232H115V233H117V234H115V235L113 236V234H114ZM128 232H129V233H128ZM140 232H141V233H140ZM149 232H151V231H149ZM149 232H148V234H149ZM175 232H177V234H176ZM180 232H181L182 235H180ZM183 232H185L186 234H185V233L183 234ZM191 232H192V233H191ZM207 232H210V233H207ZM211 232H212V233H211ZM254 232H255V228H254ZM254 232H253V233H254ZM258 232H257V233H258ZM260 232H259V234H260ZM4 233H5V232H4ZM4 233H3V234H4ZM28 233H29V234H28ZM54 233H55V235H54ZM64 233H66V234H64ZM107 233H108L109 235L112 234V235H111L112 237H111V236L109 237ZM110 233H111V234H110ZM123 233H125V234H123ZM127 233L130 234V236H129ZM171 233H172V234H175V235H172ZM195 233H196V234H195ZM245 233H247V231H246ZM248 233H249V232H248ZM255 233H256V232H255ZM255 233H254V234H255ZM3 234L0 235V236H4ZM7 234H8V232H7ZM22 234H23L24 236H23ZM50 234H52V235H50ZM58 234H59V235L63 234V235L59 236ZM68 234H69V235H70V234H71V235L73 234V235H72V237H71V235L69 236ZM84 234H85V235H84ZM86 234H88V235H86ZM89 234H92V235H89ZM95 234H96V235H95ZM97 234H98V236H97ZM207 234H208V235H207ZM236 234H237L238 236H239V235L241 236V235H243L244 233L242 232V234H240V233H239V234L236 233ZM249 234H250V233H249ZM249 234H244V235H245V237H247V240L249 239L248 242H249V244H250V240H251V239H250V236H251V234H250V235H249ZM5 235H6V234H5ZM19 235H20V236H19ZM64 235H65V236H64ZM138 235H137V237H138ZM165 235H166V236H165ZM167 235H168V236L172 235V237L170 236L172 239L169 237V238H170L169 240H171V241L168 240ZM176 235H177V237H175ZM192 235H193V236H192ZM196 235H197V236H196ZM200 235H201V237H199ZM204 235H205V239H207L206 237L210 236V237H209L210 239L208 238L210 242L207 241V242H208V243H207V246H206L205 243H203V242L205 241V239L203 238ZM237 235H236V237H237ZM244 235H243V236H244ZM246 235H247V236H246ZM8 236L10 237V235L8 234L7 237H6V239H3V240H2L3 237H1V240H2V241L5 240V242H6L7 239H9ZM43 236H44V237H43ZM75 236H77V237H75ZM86 236H87V237H86ZM95 236H96V237H95ZM99 236H100V237H99ZM102 236H103V237H102ZM106 236H107L109 239H108ZM128 236H129V238H128ZM146 236H147V234H146ZM152 236H153L156 240H155L154 238H151ZM187 236H188V237H187ZM195 236H196V241H197V239H201V238H202L201 240H203V242L200 240V241L202 242V244H201V243H200V244H201V245L204 244V245H203L204 247L206 246V247H205L206 250L203 249L204 252H205V254H206V252H207V254H209V251H212L209 255H207L206 258H205V257H201V253H202V252L199 254V252L202 250L201 248H203V246L199 247V248H200V251H199L198 249H196V248H198L199 245H198V246L196 245L198 242H196V241L194 240ZM240 236L237 237V239L235 238V240H234V241H235V244H236V241H237V243H238V239H239V238H242V237H243V236H242V237H240ZM248 236H249V238H248ZM19 237H20V238H19ZM60 237H61V238H60ZM66 237L69 238V239H67ZM92 237H93V238H92ZM135 237H136V235H135ZM142 237H141V238H142ZM157 237H158V238H157ZM162 237H164V238L162 239ZM173 237H175V238H173ZM185 237H186V239H184ZM245 237H244V239H245ZM15 238H16V237H15ZM58 238H60V239H58ZM65 238H66V239H65ZM70 238H71V239H70ZM79 238H80V239H79ZM82 238H83V239H82ZM88 238H89V239H88ZM103 238H104V239L106 238V239L104 240ZM117 238H116V239H117ZM138 238L140 239V237H138ZM144 238H145V237H144ZM165 238H166V239H165ZM177 238H178V239H177ZM179 238H181V239H179ZM192 238H193V239H192ZM251 238H252V237H251ZM17 239H15V240H16V241H15L14 238H11L10 242H9V240H8V242H9V243L12 242V244H13L14 241H15V242L18 241ZM29 239H30L32 242H35V243H33V244H36V245H33V247H31L32 249L30 248V244H32V243H30L31 241L29 242ZM46 239H47V240H46ZM93 239H94V240H93ZM176 239L178 240V242H177ZM182 239H183V240H182ZM189 239H190V240H189ZM242 239H243V238H242ZM242 239H240V240H242ZM252 239H254V238H252ZM13 240H14V241H13ZM21 240H20V241H21ZM27 240H26V243H27ZM54 240H55V242H53ZM65 240L67 241V244L70 243L69 245H72V248L74 247V248H76L77 250L74 249V251H73V249L71 248L72 251L67 252V250H65L66 248L64 249V246H62V247L60 246L61 242H64V244H65V242H66ZM69 240H71V241H69ZM73 240L76 241V242H78V243L74 242ZM77 240H78V241H77ZM81 240H82V241H81ZM96 240H97L98 242H97ZM108 240H109V241H108ZM141 240H142V239H141ZM162 240H163V241L168 240V241H165V242H166L165 245H167V246L164 245L165 242H163ZM173 240H176V241H173ZM185 240H186V241H185ZM191 240H192V241L194 240V242H196L195 245H196L197 247H195V245H193L194 242H192ZM240 240H239V242H240ZM20 241H19V242H20ZM23 241H24V242H23ZM23 241H21V243L23 242V244H24V243H25V240H23ZM58 241H59V242L61 241L60 244H59ZM68 241H69V242H68ZM87 241H88V242H87ZM100 241H101V242H100ZM111 241H115V239H113V240H111ZM118 241H117V242H118ZM124 241L127 242L126 240H124ZM124 241H120V244L122 245V243H123ZM157 241H158V242H157ZM161 241H162L163 243H161ZM172 241H173V242H172ZM181 241H182V243H181ZM214 241H215V240H214ZM234 241L232 242V244H234ZM242 241H244V240H242ZM36 242H37V243H36ZM80 242H81V243H80ZM91 242H92V244H91ZM106 242H108L109 245H106V246H105V243H106ZM121 242H122V243H121ZM150 242H151V244H150ZM174 242H176V244H175ZM179 242H180V243H179ZM183 242H184L185 244H184ZM245 242H247V241L245 240ZM17 243H18V242H17ZM28 243H27V244H28ZM49 243H50V244H49ZM56 243H58V244H56ZM85 243H86V244L89 243V244L91 245L92 249L90 250V253H88L89 251H88V249L86 248L87 246L90 248V245H89V244H88V245H85ZM139 243H140V242H139ZM168 243H169V244H168ZM171 243H173V245H172ZM252 243L255 244L253 240H252ZM18 244H19V243H18ZM73 244H74V245L76 244V245H75L76 247H75ZM77 244H79V245H77ZM81 244H82V245H81ZM94 244H96L95 247H96V246H99L100 248H99V247H98V248H97V247H96V248L93 247ZM101 244H103L104 246L101 245ZM126 244H127V246H128V245L131 244V243H128V242H127V243H125V244H123V245H126ZM143 244H144V243H143ZM154 244H155V243H154ZM159 244H160V245H159ZM162 244H163V245H162ZM177 244H178V245H177ZM189 244H190V245L192 244L191 247L193 248V246H194L195 248H193V250H192ZM216 244L219 245V244H221V243L219 242V243H216ZM240 244H242V243H240ZM240 244L238 243V245H240ZM243 244H244V242H243ZM245 244H246V243H245ZM245 244H244V245H245ZM253 244H252V245H253ZM13 245H14V244H13ZM19 245H21V244H19ZM19 245H18V246H19ZM39 245H40V244H39ZM56 245H59L60 247H59V246H56ZM169 245H170V246H169ZM171 245H172V246H171ZM175 245H177V247H176ZM179 245H181V246H179ZM238 245H237V246H238ZM256 245H257V244H256ZM256 245H255V247L257 248ZM23 246H24V245H23ZM31 246H32V245H31ZM34 246H35V248H34ZM46 246H47V245H46ZM77 246H78V248H77ZM79 246H80V247H79ZM129 246H131V245H129ZM137 246H138V245H137ZM144 246H145V247H144ZM159 246H161V247H159ZM163 246L166 247V249H165ZM214 246H215L214 248L216 249V245H214ZM235 246H236V245H235ZM235 246H234V247H235ZM237 246H236V247H237ZM245 246H246V245H245ZM245 246H244V248L240 246V249L242 248V249H241V252H243V251H242L243 249L246 250V251H244V255L246 254V257H247L248 255H247V253H245V252H248V254H249L248 257H249V258L253 255V258H254V257L256 258V256H257V258H258V256H259V258L264 259V256H263L264 254H262V253H259V255H258V254H255V252L257 253L258 251H260V249L258 250V249H256V248H253V252H254V251H255V252H254V254H250V250L247 251V249H250V248H247V249H246ZM250 246H251V245H250ZM258 246H259V245H258ZM41 247H40V248H41ZM82 247H84V250H83ZM167 247H168V248L170 247V248L167 249ZM175 247H176V248H175ZM179 247H180V248H179ZM181 247H182V248H181ZM207 247H210V250H209V251H208L209 248L207 249ZM219 247H220V246H219ZM234 247L232 246L231 249L234 248ZM236 247H235V249H237ZM247 247H249L248 244H247ZM28 248H29L30 250H29ZM42 248H43V247H42ZM42 248L40 249L41 251H44V252L47 251V252H48V250H47L46 248H45V249L43 248V250H42ZM85 248H86V251H85ZM94 248H95V249H94ZM118 248H119V247H118ZM138 248H139V247H138ZM172 248H173V249H172ZM214 248H213V250H214ZM221 248H222V246H221ZM238 248H239V247H238ZM251 248H252V246H251ZM258 248H259V247H258ZM0 249H2L1 246H0ZM33 249H34V250H33ZM54 249H55L57 252H56V251L54 252ZM62 249H63V250H62ZM108 249H109V250H108ZM133 249H134L135 252L137 251L136 254H135V252L133 251ZM148 249H150V248L148 247ZM164 249H165V250H164ZM176 249H177V250H176ZM23 250H24L25 252H24ZM32 250H33V253H32ZM40 250H39V251H40ZM50 250H51V251H50ZM58 250H59V251H58ZM139 250H140V251H139ZM173 250H174V254H173ZM197 250H198L199 252H198ZM203 250H202V251H203ZM218 250H219V248L216 249V251H218ZM221 250H222V249H221ZM221 250H220V251H221ZM251 250H252V249H251ZM256 250H257V251H256ZM18 251H19V253H18ZM28 251H29V252H28ZM41 251H40V252H41ZM62 251H64V254H63ZM97 251H98L99 253H98ZM108 251H109V252H108ZM114 251H115V252H114ZM154 251H155V252H158V253H155ZM191 251H193V253H191ZM195 251H196V253H195ZM222 251H223V250H222ZM222 251H221V252H222ZM262 251H263V250H262ZM0 252H1V250H0ZM16 252H17L19 255H18ZM58 252H59V253H58ZM65 252H66V253H65ZM70 252H71V253H70ZM72 252H73V253H72ZM105 252H106V251H105ZM130 252L133 254V257L130 256V255H131ZM133 252H134V253H133ZM140 252H141V253H140ZM149 252H151V253H149ZM183 252H182V253H183ZM204 252H203V255H202V256H204ZM221 252H220V254H222ZM241 252H240V251L236 252V255L238 256L237 253L240 254ZM253 252L251 251V253H253ZM23 253H25V254H23ZM101 253H103V252H101ZM146 253H147V254H146ZM178 253H179V254H177V255H180L181 252H178ZM214 253H215V250H214ZM218 253H219V251H218ZM21 254H22V256H20ZM87 254H86V255H87ZM116 254H117L119 257H118ZM128 254H129V255H128ZM134 254H135V255H134ZM138 254H139V255H138ZM140 254H141V255H140ZM150 254H151V255H150ZM166 254H167V255H166ZM189 254H191V255H189ZM198 254H199V255H198ZM215 254H216V253H215ZM215 254H213V256H214ZM220 254H218V255H220ZM231 254H233V253H231ZM260 254H261V255H260ZM137 255H138V256H137ZM145 255H146V256H145ZM147 255H148V256H152V257H150L151 259H150L149 257L147 258ZM177 255H176V256H177ZM183 255H184V254H182V257H183ZM222 255H223V254H222ZM222 255H220V257H221ZM234 255H235V254H233V256H234ZM241 255H242V253H241ZM241 255H240V258L243 256V255H242V256H241ZM254 255H256V256H254ZM29 256H31V255H29ZM140 256H141V257H140ZM158 256H159V257H158ZM169 256H170V257H169ZM169 256H168L169 258L172 257L171 255H169ZM205 256H206V255H205ZM215 256H217V255H215ZM233 256H232V257H233ZM260 256H263V257H260ZM14 257H15V256H14ZM86 257H87V256H86ZM112 257H113V258H112ZM114 257H115V258H114ZM143 257H144L145 260L143 259ZM145 257H146L147 259H146ZM156 257H158V258L156 259ZM220 257L217 256V257H216V260L219 261L218 259H221ZM243 257H244V256H243ZM174 258H175V257H172V259H174ZM212 258H213V257L210 256V259H212ZM217 258H218V259H217ZM233 258H234V257H233ZM251 258H252V257H251ZM257 258H256V259H257ZM259 258H258L257 260H259ZM111 259H114V260L112 261ZM149 259H150V260H149ZM172 259H171V260H172ZM181 259H182V260H181ZM186 259H187V258H186ZM186 259H185V261H186ZM207 259H206V260H207ZM235 259H237V258L235 257ZM256 259L254 260V262H256ZM262 259H260V261H261ZM116 260H117V259H116ZM131 260H132V261H131ZM134 260H135V261H134ZM142 260H141V264L143 263ZM155 260H153V264L155 263ZM183 260H184V257H183V258L180 257V261H181L182 263L185 262V261L183 262ZM206 260H204V261H206ZM216 260H215V261H216ZM242 260H243V259H242ZM247 260H248V258H247ZM110 261H109V264L111 263ZM220 261H222V260H220ZM233 261H234V259H232V262H233ZM19 262H21L20 264H27V263H24V262L22 263V261H19ZM159 262H160V260H158L157 263H158V264H161V263H159ZM118 263H117V264H118ZM145 263H146V262H145ZM157 263H156V264H157ZM177 263H178V262H177ZM182 263H181V264H182ZM200 263H201V264H203V263L205 264V262H203V263L200 262ZM200 263H199V264H200ZM234 263H235V262H234ZM234 263H233V264H234ZM238 263H239V262H238ZM250 263H251V262H250ZM258 263H259V261H258ZM2 264H3V263H2ZM4 264H5V263H4ZM32 264H35V263H32ZM115 264H116V263H115ZM137 264H140V261H138ZM143 264H144V263H143ZM146 264H147V263H146ZM148 264H151V263L149 262ZM178 264H179V263H178ZM196 264H197V263H196ZM222 264H223V263H222ZM236 264H237V263H236ZM240 264H242V262H240ZM244 264H245V262H244ZM247 264H248V263H247Z\"/></svg>",
  "mask_w": 264,
  "mask_h": 264
}]
</instances>
